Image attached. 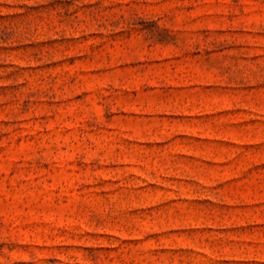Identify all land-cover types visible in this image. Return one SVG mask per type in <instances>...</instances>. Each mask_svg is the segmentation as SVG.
<instances>
[{"label":"rangeland","instance_id":"rangeland-1","mask_svg":"<svg viewBox=\"0 0 264 264\" xmlns=\"http://www.w3.org/2000/svg\"><path fill=\"white\" fill-rule=\"evenodd\" d=\"M0 264H264V0H0Z\"/></svg>","mask_w":264,"mask_h":264}]
</instances>
